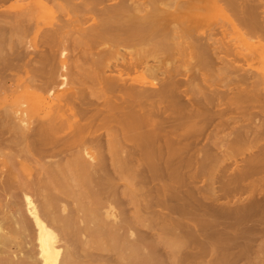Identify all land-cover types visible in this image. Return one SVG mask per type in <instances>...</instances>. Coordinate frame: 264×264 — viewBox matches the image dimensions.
I'll use <instances>...</instances> for the list:
<instances>
[{
    "label": "rangeland",
    "instance_id": "374dc122",
    "mask_svg": "<svg viewBox=\"0 0 264 264\" xmlns=\"http://www.w3.org/2000/svg\"><path fill=\"white\" fill-rule=\"evenodd\" d=\"M37 1L0 0V264H41L27 197L55 264H264V0Z\"/></svg>",
    "mask_w": 264,
    "mask_h": 264
},
{
    "label": "bare ground",
    "instance_id": "6f19581e",
    "mask_svg": "<svg viewBox=\"0 0 264 264\" xmlns=\"http://www.w3.org/2000/svg\"><path fill=\"white\" fill-rule=\"evenodd\" d=\"M125 1H127V0H124L123 1V3H125ZM136 0H134V2H135ZM138 2H139V0H137ZM136 1V3H138ZM154 1H158V2H160L162 5L166 2V0H165V2H163L162 3V1H164V0H154ZM168 2L167 3H170L169 1H173V0H167ZM179 1H182V0H179ZM178 1V2H179ZM185 1L186 0H184L183 2L185 3ZM188 1V0H187ZM219 1H222V0H219ZM218 0H217V2H219ZM223 1H225V0H223ZM222 1V2H223ZM228 1V0H227ZM227 1H225V5H229L228 4V2ZM263 1V0H262ZM44 2V1H43ZM128 2V1H127ZM126 2V3H127ZM132 3H128L129 5H131V4H133V5H131V7L133 6V8L135 7L134 6V3H133V1H131ZM141 3L142 2H144L143 4H146L145 3V0H143V1H140ZM178 2L176 3V1L175 2H173V4L174 3H176V4H178ZM183 2H179V4H180V6H181V4H183ZM37 4L39 3V0L36 2ZM119 3H122V0H121V2H120V0H119ZM160 3H159V5H160ZM167 3H165V7H167L166 6V4ZM116 4H117V1H116ZM115 4V5H116ZM148 4V3H147ZM223 4V3H222ZM258 4V3H257ZM75 5V4H74ZM78 5V4H77ZM114 5V6H115ZM126 5V4H125ZM142 5V4H141ZM184 5V4H183ZM260 5V4H259ZM138 6V8L137 7H135V9H138V10H136L138 13L139 12H141L140 11V9L139 8H141L140 7V4L139 5H137ZM117 7V6H116ZM150 7V6H149ZM223 8H224V6H222ZM121 8V7H120ZM128 8V7H127ZM153 8H154V6H153ZM162 8V7H161ZM161 8H160V10L159 9H157V7L155 8V11L157 10V12L158 11H161ZM177 9H178V11H179V7H176ZM181 8H183V7H181ZM85 9V8H84ZM88 9V8H87ZM109 9V8H108ZM110 9H112V8H110ZM124 9V8H123ZM135 9H133L134 10V12H135ZM152 9V8H151ZM166 9V8H165ZM169 9H170V7H169ZM225 9V8H224ZM230 9V8H229ZM259 9V8H258ZM86 10V9H85ZM146 10H149V9H146ZM163 10V9H162ZM181 10V9H180ZM88 11V10H87ZM122 11V10H121ZM142 11H145V10H142ZM165 11V10H164ZM26 12V11H25ZM28 12V11H27ZM110 12V11H109ZM127 12V11H126ZM145 12H147V11H145ZM157 12H154L153 11V13H156L155 15H157V14H159V12L157 13ZM161 13V12H160ZM143 15V18H144V12L142 13ZM22 15V14H21ZM141 15V14H140ZM139 15V17H141V19H142V16H140ZM154 15V16H155ZM25 16V15H24ZM126 16V15H125ZM135 16V15H134ZM138 16V14L135 16L136 18H135V20L138 18L137 17ZM21 17H23V16H21ZM28 17V16H27ZM26 17V18H27ZM115 17V16H114ZM117 17V16H116ZM148 17H149V15H148ZM129 18V17H128ZM132 18H133V16H132ZM131 18V19H132ZM146 18V17H145ZM151 18V17H150ZM140 19V18H139ZM149 19V18H148ZM148 19H145L144 21H146V20H148ZM143 20V19H142ZM138 21V20H137ZM149 21V20H148ZM152 21V20H151ZM140 22H141V20H140ZM143 22V21H142ZM137 23V22H136ZM135 23V24H136ZM145 23V22H144ZM146 23H147V21H146ZM149 23V22H148ZM151 23V22H150ZM153 23H155L154 21H152V24ZM158 23H160V22H157V23H155V25H152L153 26V31H155L156 30V28L155 27H157L156 26V24H158ZM161 24V23H160ZM108 25L109 24H107V26H106V29H107V27H108ZM133 26H135V25H133ZM151 26V25H150ZM152 26H151V28H150V30L152 29ZM155 26V27H154ZM159 26V25H158ZM166 26V25H165ZM125 27H127V26H125ZM129 27V26H128ZM117 28H120V26H117ZM155 28V29H154ZM158 28V27H157ZM166 28H168V26H166ZM206 28V27H205ZM115 29V28H114ZM143 29V28H142ZM113 30V29H112ZM115 30H117V29H115ZM209 30V29H208ZM124 31V30H123ZM129 31V30H128ZM136 31H137V29H136ZM152 31V30H151ZM253 31V30H252ZM112 32V31H111ZM114 32V31H113ZM121 32V31H120ZM156 32V31H155ZM155 32H154V34L153 35H155ZM211 32V31H210ZM251 32V31H250ZM147 33H149L148 31H147ZM147 33H146V35H147ZM257 33V32H256ZM150 34H151V32H150ZM176 34V33H175ZM112 36H113V34H112ZM151 36V35H150ZM156 36H157V34H156ZM148 37H149V35H148ZM155 37V36H154ZM176 37H178V35L176 36ZM98 38V37H97ZM143 38V37H142ZM161 38V37H160ZM112 40H114V38L112 39ZM140 40V39H139ZM138 40V41H139ZM143 41V40H142ZM145 41V40H144ZM148 45V44H147ZM145 98V97H144ZM143 98V99H144ZM150 99V98H149ZM90 164V163H89ZM91 165H92V167H93V164L91 163ZM26 199V201H23V203H20V205L23 207H21V206H18L17 207V210H15V212H14V216H13V214H12V216L13 217H15V215H16V218H15V224H16V231H18L19 233H21V234H23V235H25V236H28L29 235V232H28V228H30V226H32V229L34 230V233H33V231H31L32 232V234H34V240H35V242H34V244H35V248H37L36 250H37V256H39V258H40V261H41V264H55L56 262H57V250L55 249V247H54V241H55V238L57 237V234L55 233V231L53 230V228H52V226L54 225V224H52V226H50V225H48V224H50V222L49 221H45V220H43L42 219V217H39V215H37V211H36V208H35V206H33L32 205V202L30 201V199H29V197H27V198H25ZM18 204V203H17ZM19 205V204H18ZM6 207H7V205H6ZM6 210H7V208H6ZM245 210V209H244ZM249 210V209H248ZM8 211V210H7ZM110 211V210H109ZM37 212V213H36ZM9 213V212H8ZM25 213H27V215L25 214ZM111 213V212H110ZM97 214V213H96ZM102 214V213H101ZM109 214V213H108ZM26 215V216H25ZM92 215H93V213H92ZM89 216V215H88ZM104 216V215H103ZM106 216V215H105ZM27 217V218H26ZM91 217V216H90ZM93 219V218H92ZM99 219H100V217H99ZM88 220V219H87ZM90 220H91V218H90ZM101 220V219H100ZM28 221V222H27ZM92 221H94V219L92 220ZM95 221H96V219H95ZM94 221V222H95ZM98 221V220H97ZM96 221V222H97ZM86 222V221H85ZM94 222H92V223H88L89 225H91V227H93L94 225L95 226H97L98 225V223H94ZM107 224V223H106ZM88 227V226H87ZM91 227H90V229H91ZM104 227V226H103ZM106 227L108 228L109 226H107L106 225ZM96 228V227H95ZM88 229V228H87ZM93 230V229H92ZM94 230H96L97 232H98V230H97V228L96 229H94ZM96 231L94 232V233H96ZM100 232V231H99ZM93 233V234H94ZM105 233V232H104ZM91 234V233H90ZM89 234V235H90ZM99 234V233H98ZM4 235V234H3ZM3 235L1 234V236H2V239H3ZM107 235H109V234H107ZM89 237V236H88ZM91 237V236H90ZM1 239V238H0ZM92 240V239H91ZM95 240V239H94ZM93 240V241H94ZM97 240V239H96ZM1 241V240H0ZM97 243V242H96ZM137 245V244H136ZM135 245V246H136ZM136 249H137V247H136ZM139 250V249H138ZM109 251V250H108ZM137 251V250H136ZM89 252V251H88ZM87 252V253H88ZM89 254V253H88ZM86 255V254H85ZM92 255V254H91ZM138 255H140L139 253H138ZM89 256H90V254H89ZM94 256V255H93ZM92 256V257H93ZM37 258V257H36ZM68 258V257H67ZM66 258V259H67ZM85 258V257H84ZM94 258V257H93ZM92 258V259H93ZM139 258H140V256H139ZM38 259V258H37ZM65 258L62 260L63 262H64V264H65V262H68V260H66ZM69 259V258H68ZM95 259V258H94ZM98 259V258H97ZM141 259V258H140ZM39 260V259H38ZM90 260V259H89ZM101 260V259H100ZM10 261V260H9ZM36 261V260H35ZM61 261V262H62ZM77 261V260H76ZM90 261H92V260H90ZM16 262V261H15ZM37 262V261H36ZM69 262H71V261H69ZM74 262V261H73ZM94 262V261H93ZM105 262V261H104ZM139 262V261H138ZM141 262V261H140ZM139 262V263H140ZM2 263V262H1ZM3 263H5V262H3ZM10 263V262H9ZM16 264V263H15ZM18 264V263H17ZM32 264H33V262H32ZM60 264V263H59ZM62 264V263H61ZM71 264V263H70Z\"/></svg>",
    "mask_w": 264,
    "mask_h": 264
}]
</instances>
